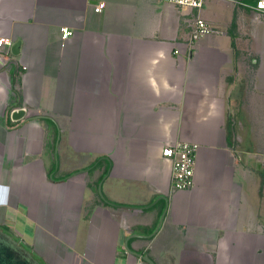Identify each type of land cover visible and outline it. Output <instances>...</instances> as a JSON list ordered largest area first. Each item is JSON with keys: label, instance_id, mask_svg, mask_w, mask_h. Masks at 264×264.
<instances>
[{"label": "crops", "instance_id": "obj_1", "mask_svg": "<svg viewBox=\"0 0 264 264\" xmlns=\"http://www.w3.org/2000/svg\"><path fill=\"white\" fill-rule=\"evenodd\" d=\"M254 3L0 0V37L21 41L0 44V228L46 264H264ZM198 14L220 32L191 47ZM180 140L199 144L195 184L173 191Z\"/></svg>", "mask_w": 264, "mask_h": 264}, {"label": "built area", "instance_id": "obj_2", "mask_svg": "<svg viewBox=\"0 0 264 264\" xmlns=\"http://www.w3.org/2000/svg\"><path fill=\"white\" fill-rule=\"evenodd\" d=\"M169 3H173L178 7H187L190 9L200 10L204 7L208 0H164ZM238 5H243L242 1H237ZM251 8L264 17V0H255ZM106 8L105 2H98L94 5V11L102 12ZM62 38L68 39L72 36L73 31L69 27L62 28ZM220 32L213 27L205 18L199 14L196 16L194 25L191 31L190 46L193 47L197 40L200 38ZM0 44L3 47H8L7 51H11V48L15 44L10 38L0 37ZM199 150V144L191 141H177L176 143L169 144L163 148L162 154L166 159L172 162V190H188L195 184V173L197 166V154Z\"/></svg>", "mask_w": 264, "mask_h": 264}, {"label": "water", "instance_id": "obj_3", "mask_svg": "<svg viewBox=\"0 0 264 264\" xmlns=\"http://www.w3.org/2000/svg\"><path fill=\"white\" fill-rule=\"evenodd\" d=\"M21 46V41L18 40L12 47V52L18 54ZM25 114L24 109H15L12 111L14 120L20 119ZM101 191V185L99 186ZM164 217V215H163ZM162 219L157 227H160ZM144 261L148 264H156L149 255H142ZM0 264H45L35 257L34 253L18 240L10 232L0 228Z\"/></svg>", "mask_w": 264, "mask_h": 264}, {"label": "trees", "instance_id": "obj_4", "mask_svg": "<svg viewBox=\"0 0 264 264\" xmlns=\"http://www.w3.org/2000/svg\"><path fill=\"white\" fill-rule=\"evenodd\" d=\"M250 1H253V0H250ZM231 28H232V29H236V28H237V20H236L235 17H234V19H233V22H232ZM232 44H233V46H235V41H234V36H233V35H232ZM15 104H17V103H15ZM11 109H12V108H10L9 110L11 111ZM101 161H102V159H98L97 161H95L94 163H92V164L88 167V169L92 170V169L96 168L97 166H99V164H100ZM106 175H107V173L104 174V176L102 177V179H103ZM153 206H154V204H153V203H150V204H148V205H144L143 208H144V209H150V208H152ZM26 247H28V248L34 253V255H35L36 258H38L41 262L45 263V261H44V260H43V259L37 254V253H35V251H33V249H32L31 247H29V246H27V245H26ZM45 264H46V263H45Z\"/></svg>", "mask_w": 264, "mask_h": 264}, {"label": "rangeland", "instance_id": "obj_5", "mask_svg": "<svg viewBox=\"0 0 264 264\" xmlns=\"http://www.w3.org/2000/svg\"><path fill=\"white\" fill-rule=\"evenodd\" d=\"M233 1V0H232ZM263 18V17H262Z\"/></svg>", "mask_w": 264, "mask_h": 264}]
</instances>
